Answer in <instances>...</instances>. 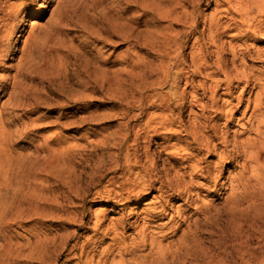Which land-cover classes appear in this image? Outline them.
Returning <instances> with one entry per match:
<instances>
[{"label": "rangeland", "instance_id": "rangeland-1", "mask_svg": "<svg viewBox=\"0 0 264 264\" xmlns=\"http://www.w3.org/2000/svg\"><path fill=\"white\" fill-rule=\"evenodd\" d=\"M238 2L243 3L217 0L207 5L208 0H202L199 6L186 7L184 0H7L5 8L13 7L7 12L6 27L1 26L0 68L21 65L19 73L15 67L0 70L9 83L16 78L14 89L8 86V94H0V125L6 126H1L6 141L0 144V252L3 247L10 249V264H42L31 255L38 239L58 240L75 233L79 238L63 244V255L52 251L55 255L47 262L76 264L74 246L80 251L84 244L87 250L98 246L96 262L100 251L116 242L129 248L140 245L143 219L147 220V242L124 257L126 264H139L143 257L147 264H264V181L259 184L253 179L243 188L234 181L237 173L244 175L240 167L224 164L216 188L197 195L196 186L205 182L200 176L192 180L194 201L187 204L182 197H168L171 190L161 194L159 183L155 190L131 187L139 169H125L121 158L117 170L113 162L117 146H122V153L143 146L138 154L149 150V161L156 163L152 179L171 169V162L163 159L166 153H161V128L141 130L133 143L146 119L137 117L142 110L134 100L140 93L148 98L168 90L152 85L160 75L157 68L169 60L167 53L183 52L189 64V52L198 45L196 36L206 51L211 46L209 52L228 53L232 45L243 49V40L235 37L237 30H225L212 46L204 24L220 15L223 25L232 22L223 15ZM173 6V16L179 18L163 19L162 13ZM182 11L198 16L197 33ZM176 33L178 44L172 41ZM259 35L260 43L251 36L243 39L264 50ZM211 60L215 61L214 56ZM243 61L264 73V62L258 58ZM140 72L151 75L144 80L136 77ZM195 80L206 81L203 75ZM31 84L37 85V92ZM21 90L24 108L16 109L12 101ZM221 94L222 90L216 93V99H226ZM147 98L144 113L160 120L161 107H150ZM193 113L199 109L193 108ZM209 123L206 120L203 126ZM231 127L221 134H233L241 125ZM193 155V160L216 161L204 158L205 154ZM141 157L148 164L144 154ZM177 160L180 163L183 158ZM204 209L205 213L198 212ZM83 211L85 217L80 218ZM121 219L127 227L115 229ZM120 255L115 250L110 259L118 261Z\"/></svg>", "mask_w": 264, "mask_h": 264}, {"label": "bare ground", "instance_id": "bare-ground-1", "mask_svg": "<svg viewBox=\"0 0 264 264\" xmlns=\"http://www.w3.org/2000/svg\"><path fill=\"white\" fill-rule=\"evenodd\" d=\"M213 1L217 0H208L207 5H211ZM6 2L7 0H0V35L3 34L1 26L6 25L7 12L13 7L12 5H8L6 9ZM242 2L243 3L238 2L234 8L229 6L228 9L225 10L226 15L223 16H229L232 22H225L224 24L226 25H223L220 19L222 15H220L204 24L207 30L206 39L212 46H216L218 38L226 34L225 30H237L235 37L237 40H243V49H238L232 45L227 49L228 53L220 54L219 51L213 52V50L209 52L208 49L211 46L206 51V49H204V43H201L199 36H196L194 38V44L197 43L198 45L195 51L190 50L189 52V64L185 63L183 52H178L173 56L167 53L169 60L166 58V61H161L159 68H157L159 72L157 73L160 75L158 76V81L152 82V85H161V88L168 87V90L164 92L161 90L160 94L149 95L148 98H146L150 102V107H161V119L158 120V118L152 115L146 116V113H144L146 111V98L142 93L139 94L138 98H135L136 100L134 101L137 103V107L142 110L141 114H138L137 117H142L143 119L146 117V119H144L143 123H140L143 127H141V125L138 126L133 143H137L141 130H146L150 127H153V129L161 128V133L164 135L163 138L161 137V153H166L167 156L163 159L171 162L172 167L170 170L163 173L161 178L156 177V179H152L151 172L156 170V163L149 161V150L142 151L140 155L138 152L143 146H132L122 153V146H117L119 152L118 154L116 153V158L113 161L116 164L115 169H121V165L119 164V159L121 158L125 162V169H139V171H136L137 175L134 177L135 179H133L130 184L131 187H139L140 190L145 189V191L155 190V184L159 183L157 189L161 191V194H165L171 190V193L167 195L168 197H172V199H176L177 196L178 198L182 197L185 203L188 204L194 201L190 192L196 183L192 180L200 176L205 182L204 184H200L202 188L195 185L197 187V195L203 193V189L207 192L212 187L216 188L220 185L219 177H221L222 166L224 164L229 166L235 164V168L240 167L241 173L244 175H237V173L234 181L243 188L249 186L248 183L250 180L254 179L257 181L256 183L259 184L261 183L260 181H264V73H259V70L255 69V67L249 68L243 61L245 59L247 60L248 57H255L261 62H264V60H262V58H264V50L253 44H246V40L243 39L244 36H251L253 41L260 43L259 34L262 35L260 38L264 39V0H242ZM184 3L186 7H189L191 4L195 5L196 3L199 6L202 0H184ZM38 8L35 7L34 10H38ZM166 8L164 10H166ZM174 8L175 6L171 9L167 8V11L163 10L164 12L161 17L163 19L169 18L170 20L178 19L179 16L177 14L173 16ZM181 13L186 20L191 19L190 22L194 28L193 33H197V28L194 26L198 22V16H195L194 11H191V13L182 11ZM159 14L161 15L160 12ZM178 36L179 33H176L175 37L172 39L176 44H178ZM15 43H17V39ZM179 48L183 51V48H185L184 44L180 45ZM218 49H224V47L219 46ZM1 53L0 58H3V54ZM228 55H230V57ZM211 56H214L215 61L211 60ZM18 64L16 66H13L11 63L8 65L6 64L7 67H1L0 70H11L15 67L16 73H19L21 71V65ZM44 66H47V64H44ZM150 75V72H145V74L140 72L136 77L141 76L142 78L144 77L145 80ZM199 75H203L206 81H196L195 78ZM12 78H14V80L16 79L15 76ZM209 78L215 79H210L209 81ZM7 79L8 78L0 74V94L4 91L8 94V86L14 89L16 85L14 80L9 83ZM95 83H97V80H95ZM32 85L33 84H31V86ZM182 85H184V87H182ZM37 90L38 89H36V92ZM220 90H222V94L220 95L222 96L221 98L226 97V99H216V93ZM23 98L24 92L21 90L20 95L18 94L15 101H12L13 103L15 102L14 105L17 107L16 109L23 106L25 102ZM13 103L10 104L13 105ZM193 108H198L199 113H193ZM186 117H188V119H185ZM206 120H210L207 127L203 126ZM238 124L241 125V127L234 130L233 134H221L222 129H227L232 125L235 126ZM1 126L5 125H0V144L6 141L4 137L5 132ZM24 127L22 129H24ZM128 134L129 133L124 135L125 139L128 137ZM246 134L248 137L245 136ZM193 153L198 155L205 154L204 158H216V161H209L210 159L208 161L203 159L202 162L200 160H193L191 158L192 156L194 157ZM143 154L148 164L143 163L141 157ZM179 157L183 158L180 163L177 160ZM161 161L165 162L162 159ZM246 172H250L251 175L248 177L245 176ZM186 178L188 180H186ZM231 181H233V178ZM221 184L224 183L221 182ZM261 184L264 185V182ZM262 185H260V187H262ZM172 193L176 195H172ZM260 193L261 191L259 194ZM247 194H249V192ZM108 196L110 197V194H108ZM117 196L118 192H115V196L113 197L116 199ZM240 197L243 198L241 195ZM110 199L113 200L112 198ZM94 200L95 199H93V201ZM205 210L206 209L199 210L198 212L205 213ZM134 213L137 212L133 211V214ZM154 216L157 217V214ZM84 217L85 214L83 211L80 218ZM152 217L153 216H149L148 220H151ZM143 220L144 224L139 230V238H141L142 243H146L149 234L145 233V224H147V220ZM118 225L125 228L128 224L121 219L120 222L114 224V228L117 229ZM79 236L80 235L75 233L66 234L65 237H60L58 240L55 238L51 240L44 238L46 239L45 241L38 239L34 247L32 246L31 255H35L36 259L44 264L55 255L52 251L59 250L57 253L58 256L63 255L66 250L63 248V244L69 243L72 239L79 238ZM142 243L136 247H132V245V248L130 247L131 249L128 246H123L124 244H119V242L113 245L111 244L100 251L99 258L96 262L94 258L95 254H98V246H94L90 250H87L88 245L84 244L80 248V251L77 249V246H74V250L76 251L74 256L78 260L76 264H92L93 262L94 264H126L124 257L133 254L136 249L144 246ZM3 248L5 249L0 252V264H10V249H7L8 247ZM115 250L121 253L118 261H115V258L110 259V256ZM48 262L46 264H49ZM139 264H147L146 259L143 257Z\"/></svg>", "mask_w": 264, "mask_h": 264}]
</instances>
